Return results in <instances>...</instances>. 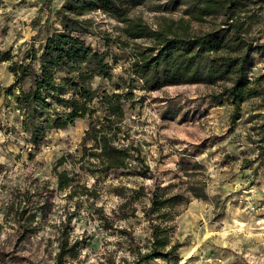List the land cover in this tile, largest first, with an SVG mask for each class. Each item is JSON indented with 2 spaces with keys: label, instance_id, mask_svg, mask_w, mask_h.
I'll return each instance as SVG.
<instances>
[{
  "label": "rangeland",
  "instance_id": "rangeland-1",
  "mask_svg": "<svg viewBox=\"0 0 264 264\" xmlns=\"http://www.w3.org/2000/svg\"><path fill=\"white\" fill-rule=\"evenodd\" d=\"M63 1L0 0V48L16 53L21 45L31 43ZM166 1L146 0L132 14L154 28L164 17L166 24L189 18L184 6L160 9ZM246 14L251 15L250 39L263 44L264 0L249 2L242 15ZM89 16L96 36L88 37V42L103 49L101 34L114 40L120 24L101 11ZM221 23L220 17H207L192 21L190 29L202 33ZM129 43L126 48L116 43L110 47L118 60L113 63L116 75H130L135 49L133 41ZM134 43L146 45L149 40ZM7 65L0 64L2 94L3 87L13 82ZM249 76L261 78L255 85L262 93L239 108L228 101L214 103L211 94L220 85H172L147 91L137 78L123 128L141 149L145 174L134 169L97 177L79 172L72 198L68 190L58 189L52 169L64 154H73L70 162L79 156L88 119L53 130L45 144L34 147L20 131L9 99L0 96V264H57L58 238L64 236L79 240L80 249L76 258L67 257L62 264L134 261L130 249L145 252L151 238V222L144 211L152 191L166 187L170 194L184 193L192 179L206 183L207 198H194L173 210L176 216L169 225L181 257L178 264H264V49L254 54ZM195 162L203 168L193 170ZM84 185L93 194H87ZM142 189L145 196L131 197ZM19 199L25 200L21 206L26 210L20 224L10 208ZM31 215L34 218L28 220ZM145 264L176 263L157 258Z\"/></svg>",
  "mask_w": 264,
  "mask_h": 264
},
{
  "label": "trees",
  "instance_id": "trees-1",
  "mask_svg": "<svg viewBox=\"0 0 264 264\" xmlns=\"http://www.w3.org/2000/svg\"><path fill=\"white\" fill-rule=\"evenodd\" d=\"M252 1L167 0L160 9L184 6L182 10L189 18L180 17L166 24L168 19L164 17V22L154 28L143 17L132 14V9L146 0H64L49 13L43 29H39L31 43L24 48L21 45L16 53L12 48H0V64L7 63L13 75V82L3 87L0 96L9 99L17 112L27 143L39 147L53 130L65 129L78 120L89 121L75 161L68 160L73 157L68 153L54 163L52 172L58 189L68 190L67 196L72 198L79 185V172L97 177L134 169L145 174L141 171L146 166L141 149L123 128L137 78L147 91L172 85H220V90L211 94L214 103L228 101L236 108L259 96L262 91L255 82L261 78L251 80L249 73L254 66V54L264 49V43L250 39L251 24L247 20L251 15H242ZM95 11L120 24L114 40L107 33L101 34L103 49L88 42V37L96 36L94 20L89 16ZM207 17H220L222 23L206 32L192 33L190 23ZM136 39H147L149 43L137 45ZM131 41L135 50L130 58V75H116L113 63L118 60L112 57L110 47L112 43L130 47ZM201 168L199 162L192 165L193 170ZM84 188L87 194H93L90 187ZM133 192V199L146 195L143 189ZM194 198H207L204 181L190 180L184 193L170 194L166 187L153 190L150 205L144 211L151 222L149 244L143 253L130 249L134 261L127 264H145L157 258L178 264L181 257L177 254L178 245L172 241L169 223L176 216L173 210ZM23 202L19 199L10 206L19 224L26 214ZM33 218L31 215L28 220ZM57 249V264H62L65 258L78 256L80 241H70L68 236L58 238Z\"/></svg>",
  "mask_w": 264,
  "mask_h": 264
}]
</instances>
